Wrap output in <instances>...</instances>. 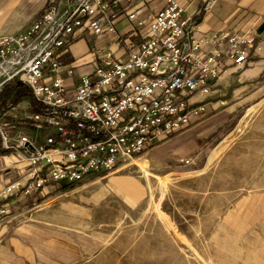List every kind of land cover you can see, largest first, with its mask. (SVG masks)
Segmentation results:
<instances>
[{
  "label": "built area",
  "instance_id": "1",
  "mask_svg": "<svg viewBox=\"0 0 264 264\" xmlns=\"http://www.w3.org/2000/svg\"><path fill=\"white\" fill-rule=\"evenodd\" d=\"M214 1L192 16L168 0L136 31L117 36L116 48L91 49V64H82L91 71L77 79L79 67L63 60L74 38L112 34L123 14L134 20L141 10L120 11L122 0H47L42 16L0 35V92L13 83L27 88L38 111L25 120L43 133L39 144L0 124V146L21 158L26 179L4 192L28 197L51 183L111 174L200 119L206 107L197 97H209L230 68L242 73L257 49L251 31H203Z\"/></svg>",
  "mask_w": 264,
  "mask_h": 264
},
{
  "label": "rangeland",
  "instance_id": "2",
  "mask_svg": "<svg viewBox=\"0 0 264 264\" xmlns=\"http://www.w3.org/2000/svg\"><path fill=\"white\" fill-rule=\"evenodd\" d=\"M97 38L87 33L75 41L65 61L80 67ZM251 62L242 73L230 68L209 97L202 94L210 105L189 128L116 172L93 176L103 187L54 188L30 209L7 211L0 236L26 224L65 235L83 250L68 264H264V71L248 73ZM19 133L43 141L31 127L9 131ZM115 175L139 181L147 195L136 202L118 192L104 197Z\"/></svg>",
  "mask_w": 264,
  "mask_h": 264
},
{
  "label": "crops",
  "instance_id": "3",
  "mask_svg": "<svg viewBox=\"0 0 264 264\" xmlns=\"http://www.w3.org/2000/svg\"><path fill=\"white\" fill-rule=\"evenodd\" d=\"M3 1L5 3H2L0 0V7L2 8L0 14L3 13L5 19L2 24L0 23V34L13 33L22 25L32 22L42 16L44 7L47 3V0ZM167 1L168 0H122L120 11L129 10L130 13H134L141 10L140 15L134 20H129L128 17L123 14L118 20L116 31L112 34L98 36L96 44L91 46V49L102 48L111 44L113 48H116L114 40L117 36H126L136 31L138 21L157 14L166 6ZM177 1L184 8H188L189 14L193 16L211 0ZM200 23L205 32L233 30L239 33H245L251 31L256 37L257 49L253 52L251 58L252 62L250 63L251 67L247 72L252 74L257 73L258 70H260V73L264 71V0H215L211 10L203 14ZM82 38H74V42L68 48L69 52L64 56V61L70 55L72 48H74L75 41ZM132 40L137 42L140 40V37L133 36ZM91 49H89L87 56L78 63L82 62V64H89L90 62L91 64L89 56ZM90 71L91 65H82L76 70L75 79ZM200 97H197V99ZM208 105H205V107ZM37 109V103L31 92L18 83L10 84L0 92V124L9 125V130H23L29 127L30 122L25 120V117L36 113L38 111ZM204 115L205 113L202 116ZM192 119L194 122L191 125L197 122L199 117H193ZM0 151L3 153L5 152L2 148H0ZM22 164L21 158L17 155L11 154L9 156L6 154L0 156L1 188L14 182L24 183L26 181V179L22 178V174L25 172ZM4 176H6V178H4ZM93 176L87 177L83 182L73 186L88 187L99 185L98 187H103L102 180H93ZM107 184L108 189L105 188L101 190L104 197H115L118 192L121 195L127 196L130 201L136 202L147 195L148 188H145L139 181L133 180L126 175L110 176L107 179ZM64 187L65 185L60 183H51L28 197L7 195L3 192V194L0 195V206L6 207L8 212L13 210L24 211L35 205L37 199L49 198L54 188L60 189ZM100 203L93 206L101 207L102 205H100ZM40 229L49 232L50 235L48 233L47 236L44 232L40 231ZM52 234L59 235V233H54L51 230H46V228L33 224L12 228L10 232H8V235L5 237L0 236V264H6L4 261L5 259L10 261L18 260L21 264H54L53 262L68 264L70 261L74 262V258H78L81 255L83 256V250L81 248L79 249L78 246L72 242L73 240L71 238L65 235L53 238Z\"/></svg>",
  "mask_w": 264,
  "mask_h": 264
},
{
  "label": "trees",
  "instance_id": "4",
  "mask_svg": "<svg viewBox=\"0 0 264 264\" xmlns=\"http://www.w3.org/2000/svg\"><path fill=\"white\" fill-rule=\"evenodd\" d=\"M63 185H64V184H63ZM65 186L70 188V187H72L73 185H65ZM66 187H64V188H66Z\"/></svg>",
  "mask_w": 264,
  "mask_h": 264
}]
</instances>
